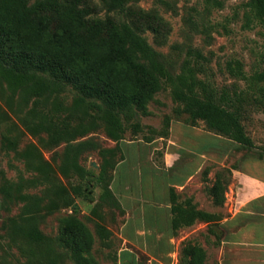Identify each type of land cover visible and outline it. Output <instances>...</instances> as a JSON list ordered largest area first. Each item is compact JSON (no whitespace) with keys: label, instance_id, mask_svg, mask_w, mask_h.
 I'll use <instances>...</instances> for the list:
<instances>
[{"label":"rangeland","instance_id":"obj_1","mask_svg":"<svg viewBox=\"0 0 264 264\" xmlns=\"http://www.w3.org/2000/svg\"><path fill=\"white\" fill-rule=\"evenodd\" d=\"M93 2L99 17L110 15L100 0ZM246 3L224 0L217 7L209 0H131L129 5L155 10L167 23L165 40L157 41L150 32L143 37L174 78L186 66H202L206 77L197 74L199 80L209 78L219 90H246L247 82L226 69L228 62L238 61L249 78L264 66V21L253 18ZM36 74L49 86L41 97L0 80V264H75L59 243L60 222L69 216L91 232L93 264H117L123 214L106 188L119 153L106 133L105 106L49 74ZM248 93L256 96L252 90ZM179 106L163 83L146 103V114L137 109L117 113L122 140L154 139L167 131L169 135L177 124L186 125L185 116L177 117ZM245 106L241 121L252 148L201 133L202 144L216 140L217 152H202L198 177L177 195L176 207L184 212V221L199 212L209 223L197 219L192 227L181 228L174 264H187L182 249L188 244L205 251L203 264H218V246L224 239L219 222L231 217L242 186H264V162L254 159L264 149V113L252 104ZM198 126L204 131L202 122ZM241 177L246 178L244 184ZM32 229L43 239H31Z\"/></svg>","mask_w":264,"mask_h":264},{"label":"trees","instance_id":"obj_2","mask_svg":"<svg viewBox=\"0 0 264 264\" xmlns=\"http://www.w3.org/2000/svg\"><path fill=\"white\" fill-rule=\"evenodd\" d=\"M130 1L100 0L102 10L110 15L99 17V7L93 0H0V80L12 89H28L33 96L41 97L49 86L36 73L49 74L104 104L106 133L116 142L119 153L106 193L119 209L109 189L114 166L123 158L119 142L124 130L117 113L137 109L146 114V103L165 83L180 104L177 117L185 116L186 125L199 128L198 122H202L204 131L246 148L254 144L241 121L245 105L252 104L264 113V66L247 78L240 62L227 63L228 74L247 82L246 90L235 86L219 90L209 78L199 80L197 74L206 77L202 66H186L174 78L143 37L150 32L157 41L165 40L167 23L155 10L129 5ZM209 1L220 7L224 0ZM246 6L253 18L264 21V0H247ZM250 90L256 96H249ZM167 135L168 131L159 137ZM263 158L264 149L254 157ZM176 197L171 190L174 232L193 225L197 219L209 223L207 216L199 212L184 221V212L176 207ZM28 235L36 241L43 239L37 229ZM59 243L70 252L75 264L94 263L93 236L78 219L69 216L61 220ZM182 256L187 264H203L206 253L199 245L188 244Z\"/></svg>","mask_w":264,"mask_h":264},{"label":"crops","instance_id":"obj_3","mask_svg":"<svg viewBox=\"0 0 264 264\" xmlns=\"http://www.w3.org/2000/svg\"><path fill=\"white\" fill-rule=\"evenodd\" d=\"M201 133L210 135L177 124L166 139L120 140L123 158L114 166L109 184L124 212L117 233V264H174L183 230L174 232L172 228L171 190L177 195L186 191L198 177L202 152H217L216 140L202 144ZM159 151L161 157L156 155ZM241 179L244 184L246 178ZM240 189L231 217L218 224L224 233L218 264H264V186ZM138 253L145 258L142 262Z\"/></svg>","mask_w":264,"mask_h":264}]
</instances>
